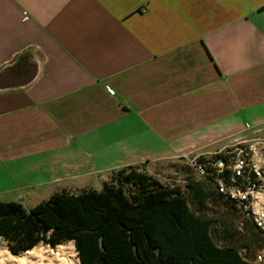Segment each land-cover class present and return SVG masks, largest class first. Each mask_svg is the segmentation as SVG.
Listing matches in <instances>:
<instances>
[{"label": "crops", "instance_id": "obj_1", "mask_svg": "<svg viewBox=\"0 0 264 264\" xmlns=\"http://www.w3.org/2000/svg\"><path fill=\"white\" fill-rule=\"evenodd\" d=\"M257 134L264 0H0V202Z\"/></svg>", "mask_w": 264, "mask_h": 264}, {"label": "trees", "instance_id": "obj_2", "mask_svg": "<svg viewBox=\"0 0 264 264\" xmlns=\"http://www.w3.org/2000/svg\"><path fill=\"white\" fill-rule=\"evenodd\" d=\"M112 175L101 190L61 191L32 208L0 202L7 250L17 256L72 242L79 264H257L264 238L248 222L242 236L230 233L224 215L240 216L206 185L191 177L170 187L139 166ZM211 200L221 217L205 216Z\"/></svg>", "mask_w": 264, "mask_h": 264}, {"label": "built area", "instance_id": "obj_3", "mask_svg": "<svg viewBox=\"0 0 264 264\" xmlns=\"http://www.w3.org/2000/svg\"><path fill=\"white\" fill-rule=\"evenodd\" d=\"M188 162L194 179L232 205L264 238V136L235 140L231 149L200 154ZM255 262L264 264V246Z\"/></svg>", "mask_w": 264, "mask_h": 264}, {"label": "rangeland", "instance_id": "obj_4", "mask_svg": "<svg viewBox=\"0 0 264 264\" xmlns=\"http://www.w3.org/2000/svg\"><path fill=\"white\" fill-rule=\"evenodd\" d=\"M259 136H264V135H258V134L253 135V137L249 136L248 139H252L255 137H259ZM233 145H234V141L230 143L228 148L229 149L233 148ZM140 171L148 175H151L152 177L156 178L162 184L170 186V187L183 186L186 179L191 178V177L194 178V174L189 165L188 159L187 160L179 159L176 161H167V162L156 163V164H145L143 166H140ZM112 176H113L112 173L109 174L107 180L109 181ZM93 187L97 190H101L102 189L101 182L97 181V183L93 184ZM189 206L193 211L199 213V211L196 209V206L193 204L192 201H189ZM208 206L209 207L205 210V216L207 218L216 219L218 217H221L224 214L220 212V210L218 209L216 204L213 202V200L209 202ZM224 216H225L226 222H228V225H230L231 227L230 233L236 234V236H239V237L242 236L241 234L245 232L246 223L243 222L240 218L236 217V215L234 214H229V215H224ZM40 245L46 246L42 243L36 246H40ZM46 247L49 250L60 254L59 258H63L66 260L77 259V254L75 252V248L72 242L61 244L57 246L55 249H51L48 246ZM60 247H62L65 250L63 254L59 253L58 251ZM7 252L9 251L7 250L6 243L0 239V257L2 256V254H6ZM23 254H20V255H23ZM20 255H17V256H20ZM12 256H13V259L11 258L7 262V264H14V257L16 256L14 255Z\"/></svg>", "mask_w": 264, "mask_h": 264}, {"label": "bare ground", "instance_id": "obj_5", "mask_svg": "<svg viewBox=\"0 0 264 264\" xmlns=\"http://www.w3.org/2000/svg\"><path fill=\"white\" fill-rule=\"evenodd\" d=\"M59 253L63 254L64 249L59 248ZM58 253L49 250L46 246H35L32 250L23 255L14 257V264H79L77 259H63L59 258ZM13 256L7 252L0 257L1 264H7Z\"/></svg>", "mask_w": 264, "mask_h": 264}]
</instances>
